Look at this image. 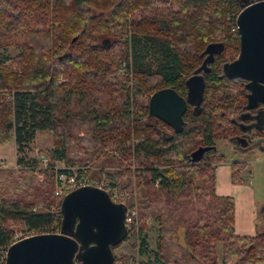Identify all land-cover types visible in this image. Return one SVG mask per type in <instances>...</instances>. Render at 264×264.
<instances>
[{
	"label": "trees",
	"instance_id": "trees-1",
	"mask_svg": "<svg viewBox=\"0 0 264 264\" xmlns=\"http://www.w3.org/2000/svg\"><path fill=\"white\" fill-rule=\"evenodd\" d=\"M247 1L0 0V147L15 142L17 166L0 167V255L14 233L8 222L61 230L58 175L93 177L91 166L108 147L121 157L114 158L118 169L99 171L110 189L144 187L134 224L142 261L133 264L264 261V231L238 235L235 199L216 193L225 157L211 149L203 164L190 160L199 146L251 126L246 81L223 72L240 53L237 16ZM214 43L221 52L208 64L203 100L188 105L182 130L151 117L150 95L172 87L185 97L186 80ZM44 130L52 132L53 148L41 166L28 153ZM246 167L231 164L234 183L250 180ZM150 220L159 227L155 249Z\"/></svg>",
	"mask_w": 264,
	"mask_h": 264
},
{
	"label": "water",
	"instance_id": "water-1",
	"mask_svg": "<svg viewBox=\"0 0 264 264\" xmlns=\"http://www.w3.org/2000/svg\"><path fill=\"white\" fill-rule=\"evenodd\" d=\"M237 27L240 53L224 64L223 72L230 80L246 81L247 108L255 109L264 105V0L247 1L237 16ZM219 52V44L206 48L202 65L186 80V97L172 87L154 92L148 103L149 115L180 132L188 104L199 107L203 100L205 79L201 72L208 71V64ZM211 149L217 148L199 146L190 154L191 162L201 161ZM126 210L125 204L114 202L104 189L92 185L77 188L62 201L60 233L33 235L11 244L5 264H114L112 247L128 234Z\"/></svg>",
	"mask_w": 264,
	"mask_h": 264
},
{
	"label": "rangeland",
	"instance_id": "rangeland-1",
	"mask_svg": "<svg viewBox=\"0 0 264 264\" xmlns=\"http://www.w3.org/2000/svg\"><path fill=\"white\" fill-rule=\"evenodd\" d=\"M119 0H115L117 2ZM174 8H177L176 4H173ZM58 45H61L58 43ZM19 51L17 49H11L7 53L9 54H17ZM238 55L236 56V58ZM239 89L238 85L236 88H233L231 93L236 94L237 90ZM151 96V95H150ZM150 99V98H149ZM152 120V119H151ZM264 128L263 126H260V128ZM215 145L217 148L218 155H223L225 157L224 159L227 161H244L250 160L252 161V165L249 168L248 171L247 167L244 170V175H251L253 177V183L250 184L256 193V199L257 203L259 205V214L260 218L257 221L258 229L259 231H264V213H261V209L264 207V142H262V146L258 147L255 146L254 151L250 152H240L238 149V146L234 145L230 139L228 138H217L215 139ZM53 148V135L50 130H44L39 131L36 135L35 141L33 142L31 146V150L29 151V156L31 158L38 159L40 162V165L43 166V159L46 158L47 161V153L48 150ZM104 155L99 157V159L94 162V164L91 166L94 173L92 174L93 177H89L88 179L91 182H99L104 181L105 179L100 177L99 171L104 168L107 171H113L114 169H118L116 165L117 158H121L118 152L110 150L108 147L104 149ZM238 151V152H237ZM83 155V153H80ZM116 160H115V159ZM4 162L2 165L1 163ZM199 163H204L203 160L199 161ZM59 166H63V163H60ZM0 167H6V169H17L16 166V145L14 141H11L7 143L6 145H3L0 147ZM247 171V172H246ZM247 177V176H246ZM38 178L40 180L43 179V175L39 174ZM249 178V177H248ZM107 182V181H105ZM120 182L127 184V177L122 176L120 177ZM157 186V185H156ZM56 188V187H55ZM144 187L137 188V186L133 185L132 188H128L125 191L121 192L127 196V202L126 204L128 206H131V208H134V217H135V227H138V213H139V202L142 200V194L140 191L143 190ZM142 189V190H140ZM116 190V189H115ZM118 193L119 191L116 190ZM55 192V189H54ZM55 195V193H54ZM56 196V195H55ZM134 205V206H132ZM8 225H10V228L14 230L13 238L15 236H21L26 233H28V228L25 227V225L19 221H13L8 222ZM55 229L57 228L54 225ZM158 224L157 222H154L150 220L148 222V236H149V247L150 249H155L157 244V237H158ZM135 230L133 228V231L130 232L129 239L125 240L120 244L118 247L115 248L114 255H115V263L114 264H133V263H140L142 261V257L139 255L138 251V241L135 239L134 234ZM221 246L222 243H219V256L221 257ZM258 264H264V261L259 262Z\"/></svg>",
	"mask_w": 264,
	"mask_h": 264
},
{
	"label": "crops",
	"instance_id": "crops-1",
	"mask_svg": "<svg viewBox=\"0 0 264 264\" xmlns=\"http://www.w3.org/2000/svg\"><path fill=\"white\" fill-rule=\"evenodd\" d=\"M248 164V171L252 161L245 160ZM235 161L224 160L218 163L216 172V193L219 196H232L235 199V231L238 235H255L259 230L257 221L260 218L259 205L256 199L251 175L245 183H234L231 178V164ZM246 169V170H247ZM247 172V171H246Z\"/></svg>",
	"mask_w": 264,
	"mask_h": 264
},
{
	"label": "built area",
	"instance_id": "built-area-1",
	"mask_svg": "<svg viewBox=\"0 0 264 264\" xmlns=\"http://www.w3.org/2000/svg\"><path fill=\"white\" fill-rule=\"evenodd\" d=\"M238 28V27H237ZM43 162L46 163V158L43 159ZM2 165L4 162L1 163ZM96 186L98 188L106 190L112 200L117 203H123L126 205V215H125V223L128 230H133L134 224H135V217H134V208H131V206H128L126 204L127 202V196L123 193H118L115 189H110L109 184L103 181L99 182H91L88 178H79L77 176H68L66 174H60L57 177V185L55 188V195L57 197H65L67 194L72 192L73 190L83 187V186ZM134 206V205H132ZM29 230V229H28ZM60 229H54L53 227L49 228H38V229H30L28 233L21 235V236H15L10 242V245L29 236L38 235V234H44V233H59ZM9 245V246H10ZM6 253L7 250L4 252L3 255H0V264H5L6 262Z\"/></svg>",
	"mask_w": 264,
	"mask_h": 264
},
{
	"label": "flooded vegetation",
	"instance_id": "flooded-vegetation-1",
	"mask_svg": "<svg viewBox=\"0 0 264 264\" xmlns=\"http://www.w3.org/2000/svg\"><path fill=\"white\" fill-rule=\"evenodd\" d=\"M208 70H209V65H208ZM201 73L204 76L205 71H202ZM189 104H191V103H189ZM252 110H254V111H252ZM262 111H264V105L263 106L259 105L257 108L250 109V111H247L244 113L245 118L251 119V121H252L251 126L249 127L246 124L242 125L243 133H241L240 135H237L235 138L230 140L234 145L238 146V149L240 152L254 151L255 146H258V147L262 146V142H264V128H262V127L260 128L261 125L262 126L264 125V120H263V122H261V120H260L261 118L264 117V112L261 113ZM257 129H259L261 132L259 133V131H257ZM262 147H264V146H262Z\"/></svg>",
	"mask_w": 264,
	"mask_h": 264
}]
</instances>
